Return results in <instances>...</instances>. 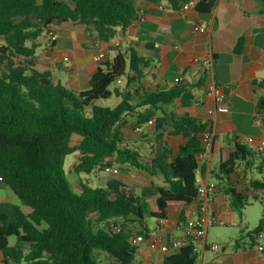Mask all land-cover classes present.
<instances>
[{
	"label": "trees",
	"instance_id": "16d2710c",
	"mask_svg": "<svg viewBox=\"0 0 264 264\" xmlns=\"http://www.w3.org/2000/svg\"><path fill=\"white\" fill-rule=\"evenodd\" d=\"M139 1L161 0H0V253L14 264H97V251L120 264H143L128 240L144 229L145 217L165 221L171 205L189 206L196 198L199 135L211 128L207 122L164 110L177 99L187 106L194 95L179 86L146 90L141 81L148 63L132 49L98 68L87 90L77 92L53 82L49 71H38L32 61L34 49L27 45L49 27L64 23L84 25L99 40L109 41L117 29L124 31L135 21ZM168 1L173 10L184 2ZM257 2L264 14V0ZM214 7L215 0H200L194 10L209 16ZM242 43L241 38L234 54H240ZM117 80L124 84L110 90ZM204 84L205 79L196 89ZM258 87L264 89V82ZM112 96L121 98L115 107L97 105ZM262 112L260 96L254 113L261 117ZM125 116H134L136 126L154 119L156 131L168 128L169 135L181 136L184 143L173 151L158 134L150 156L142 158L121 140L117 125ZM73 135L79 137L75 145ZM226 153L227 159L217 162L209 177L223 186L230 207L240 211L248 194L233 188L234 180L241 166L243 174L251 170L257 156L237 136L229 139ZM69 155L77 161V174L90 175L116 164L157 177L161 184L142 189L139 195L114 178L101 187L80 184L71 190L63 171ZM260 160L261 175L264 158ZM247 188L264 193V179L248 180ZM5 189L18 206L10 203ZM118 219L123 224L115 234L109 225ZM253 232L264 233V219ZM195 260L187 247L165 252L162 264H195Z\"/></svg>",
	"mask_w": 264,
	"mask_h": 264
},
{
	"label": "crops",
	"instance_id": "0c3cea01",
	"mask_svg": "<svg viewBox=\"0 0 264 264\" xmlns=\"http://www.w3.org/2000/svg\"><path fill=\"white\" fill-rule=\"evenodd\" d=\"M183 1L178 10L169 8L168 0L157 3L137 2L135 21L124 31L117 29L116 36L109 41L99 40L96 33L84 25L64 23L51 27L57 35L54 43H50L47 36H42L37 41L29 42L28 46L34 49L32 61L38 71H49L53 82H60L66 88L75 89L77 92L87 90L94 72L111 63L117 54L124 55L130 49L135 50L138 56L148 63L141 81L146 90H170L179 86L195 96L187 106H182L177 99L165 106L164 110L208 123L214 136V143L210 152L197 161L199 168L197 184L214 183L209 177L211 168L217 162L227 159L226 149L230 138L225 134L223 126L231 123L245 104L251 105L254 113L258 98L264 97V89L258 87V84L264 82V14L259 13L257 0H215V7L209 16H200L195 12L194 5L200 0ZM183 5L188 9H182ZM159 6L162 10L158 8ZM194 25L205 28L206 33L194 32ZM241 38L243 39L241 52L234 54L233 51ZM96 41H100L99 48L104 54L100 63L94 62V56L98 51L94 47ZM116 43L119 46L115 47ZM206 55L212 59V68L203 76L204 71L192 64L191 59ZM203 79L204 87L196 89ZM210 79H213L225 94L228 113H209L214 103L205 97L204 91ZM121 83L124 84V81ZM122 85L116 84L114 87ZM116 98L121 100L120 97ZM156 116L161 114L157 112ZM261 117H264V112ZM135 122L134 116H125L117 125L122 139H135V135L141 134L135 132L138 126L131 128V124ZM141 127L145 130V140H150L154 134L155 136L162 134L173 151L184 143L181 136L169 135L168 128L156 131L154 125L144 124ZM152 144L154 145L155 141ZM115 165L112 167H116ZM153 178L158 182L157 185L161 184L159 178ZM118 180L124 183L123 179ZM4 193L10 203L16 206L20 204L16 197L14 201L10 199L12 193L8 189H5ZM0 199L1 203L3 199ZM214 207L218 217L235 224L233 220L226 219L232 208L223 189L217 190ZM196 212L194 203L189 206L171 205L164 224L158 225L159 221H156V227L152 230H162L163 227L169 230L177 220L195 217ZM119 220L121 219L116 221ZM144 229L148 230L146 227ZM241 239L234 251H228L226 246L219 253H213L208 249L201 250L202 259L208 252L216 254L213 255L212 261L201 264H264V251L257 250L259 246H264V243L250 240L248 234ZM150 251L145 246L137 251L136 255L142 258L140 262L162 264L165 250L161 248L148 254ZM95 259L97 264H110L103 258ZM0 264L14 263L0 253Z\"/></svg>",
	"mask_w": 264,
	"mask_h": 264
},
{
	"label": "rangeland",
	"instance_id": "374dc122",
	"mask_svg": "<svg viewBox=\"0 0 264 264\" xmlns=\"http://www.w3.org/2000/svg\"><path fill=\"white\" fill-rule=\"evenodd\" d=\"M46 36V33L43 34ZM28 45V44H27ZM123 83L119 84L122 85ZM69 89V87H67ZM114 85L110 87V90H113ZM75 90V89H74ZM120 99H117L115 96H112L111 99L98 102L97 105L113 108L119 103ZM172 109V108H171ZM136 125L131 124V128L134 129ZM223 130L225 134L228 135L229 138L233 136H237L241 140H245L248 137L252 138H262L264 139V117L256 116L253 113V108L249 104H245V106L241 109V112L237 114L231 123L223 126ZM135 139L127 140L122 139L124 144H127L133 150H136L139 154H141L142 158L149 157L152 151V142L155 139V134L151 136L150 140H145L146 134L143 129L141 134L135 135ZM79 140L78 136L73 135L71 138V145H75ZM261 158H264L262 156ZM260 157H257L256 162L252 166L251 170H246V174H243V166H241L237 172V176L234 180L233 188H235L239 192H246L248 194L247 204L240 211H236L234 209L230 210V214L227 215V220H233L235 222L234 226L225 225V226H215L210 228L207 234V242L208 244H217L219 247V252L221 249L226 246L228 251H234L236 244L240 242L241 237L253 232L260 220L264 219V193L255 192L252 193L248 188V180L250 179H264V173L261 175L257 170V166L262 164ZM77 164V161L74 159V155H69L65 158L63 164V171L66 176V180L69 184L71 190H77L80 184H87L88 186L95 188L101 187L103 184L107 182V180L114 178H120L124 180L127 186L132 187L134 192L139 195L142 189H147L153 185H157L158 182L148 175L145 172H138L129 167H118L119 175L110 176L105 174L102 169L95 171L90 175L77 174L74 171V166ZM264 168V166H261ZM250 171V172H249ZM217 190L220 191L223 188L217 181H213ZM255 195L256 198L253 197ZM15 197H12L10 194V199L15 200ZM1 200V199H0ZM150 203V202H149ZM156 220L150 217H145L142 226L146 227L148 230H152L156 227ZM135 230L137 229L134 228ZM138 230V229H137ZM259 243H264V237L258 241ZM151 254V251L148 252ZM213 255L210 252L206 253V255L201 258L200 251L196 255L195 264H201L205 262H209L213 260ZM95 257L97 259L103 258L106 261H109L110 264H116V260L107 254L97 251L95 252ZM105 257V258H104ZM136 260H142L140 255H136ZM115 261V262H114ZM144 264H148L146 261H143Z\"/></svg>",
	"mask_w": 264,
	"mask_h": 264
},
{
	"label": "built area",
	"instance_id": "2783aa9c",
	"mask_svg": "<svg viewBox=\"0 0 264 264\" xmlns=\"http://www.w3.org/2000/svg\"><path fill=\"white\" fill-rule=\"evenodd\" d=\"M158 8L162 10L161 6ZM182 9L187 10L188 7L183 5ZM193 31L200 34L206 33V29L199 25H194ZM45 33L50 43H54L57 40V35L51 27H49ZM114 46L117 47L119 45L116 43ZM94 47L98 49L97 54L94 56V62L100 63L104 58V54L99 48L100 41H96ZM191 62L192 64L199 66L205 73L212 68V59L208 55L203 57H193ZM179 82L180 80H178V83ZM116 83L120 84L121 80H117ZM204 95L214 103L213 109L209 112L210 114L228 113L226 96L213 79L208 80L206 83ZM154 124V119H151L146 123V125ZM135 132L141 133L142 127H136ZM199 137L202 152L197 156V161L210 152L214 143L212 131H209L208 129L202 132ZM244 144L257 157L264 156V139L248 137L244 140ZM102 171L110 176L119 175V170L116 167H103ZM198 174L199 168H197L196 171V175ZM216 192L217 187L214 183L206 182L204 184H198L196 198L193 202L197 211L195 217L179 219L169 230L164 227L162 230L154 229L152 231L143 229L140 233L133 234L129 238V244L134 247L136 251H140L142 246H145L151 251L163 248L165 252L178 251L190 247L194 255H197V253L203 249H208L213 253H219L220 250L217 244H208L206 242L209 229L215 226H234L235 224L225 221L215 213L214 200ZM164 222L165 221H159L158 225H162ZM122 224L123 220L116 221L114 224L109 225V229L115 234L119 233L122 229ZM101 226L104 225L102 224ZM262 237H264V233H249V239L252 241H259ZM257 250L259 252L264 251V246H259Z\"/></svg>",
	"mask_w": 264,
	"mask_h": 264
}]
</instances>
